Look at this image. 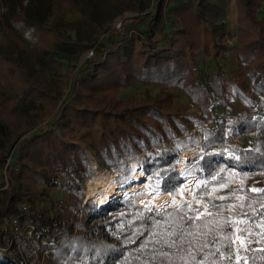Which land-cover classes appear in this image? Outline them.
I'll use <instances>...</instances> for the list:
<instances>
[{"label": "trees", "instance_id": "obj_1", "mask_svg": "<svg viewBox=\"0 0 264 264\" xmlns=\"http://www.w3.org/2000/svg\"><path fill=\"white\" fill-rule=\"evenodd\" d=\"M228 1L161 0L145 29L137 17L124 19L119 31L112 25L118 17L145 11L140 0H0V264H237L235 243L230 251L227 241L222 246L220 229H197L223 219L229 223L222 231L231 228L234 238L225 200L211 205L213 216L189 226L190 216L177 207L149 213L126 193L129 186L105 207L86 198L91 155L120 172V183L136 163L172 194L184 181L176 162L190 147L204 148L194 169L208 179L224 163L240 171L264 168V138L227 147L229 76L221 60L229 44L218 15ZM237 3L235 97L245 109L264 111V0ZM201 50L215 71L199 64ZM87 51L94 54L85 69L61 70L63 54L76 61ZM139 83L160 87L162 96H117ZM166 89L185 91L202 114L176 109ZM251 111L236 116L233 132L264 129V116ZM203 124L205 130L189 134ZM54 191L67 198L54 200ZM259 195L243 215L247 264H264V192ZM160 229L178 246L159 247Z\"/></svg>", "mask_w": 264, "mask_h": 264}, {"label": "rangeland", "instance_id": "obj_2", "mask_svg": "<svg viewBox=\"0 0 264 264\" xmlns=\"http://www.w3.org/2000/svg\"><path fill=\"white\" fill-rule=\"evenodd\" d=\"M161 0H140L145 8L142 14H138L133 11H126L122 16L118 17L113 22V27L122 31V22L124 19L131 21L137 17H142V22L140 23V29H145L147 24L152 20L158 11ZM225 14L218 15L219 18L224 20L226 27V40L229 44V49L226 52L225 58L221 60L224 64V70L229 76V111L230 117L228 118V126L226 128V133L228 134V150L235 147H248L256 142L260 138H264V129L261 130V125L255 127L251 133L242 135L238 131L233 132L235 128L236 116L244 110L248 112L251 108L244 107L242 101H239L235 97V86L238 83L237 71L239 70L240 63L238 59V31H239V14H238V3L237 0H229L227 5L224 6ZM264 11V10H263ZM72 15L68 16V19H73ZM133 28V26H132ZM73 33V32H72ZM74 34V33H73ZM104 41L108 40V36H102ZM94 52L87 51L84 52L78 60L69 59L65 54H63L61 70L64 72L67 65H75L76 70L80 71L87 67L91 56ZM199 64L205 68H209L211 71H215V61L207 56L204 50L198 53ZM96 63L90 65L92 71L96 70ZM55 72L51 69H47V75L49 78H55ZM69 91V89H68ZM166 92L173 93L174 107L176 109L185 110L187 113L193 114L195 116H200L202 112L194 104L189 97V95L181 89H166ZM158 96L161 95V88L154 85H147L139 83L137 85H130L121 87L118 92V97L121 99H128L130 97H135L136 99H142L146 96ZM252 112V111H251ZM254 116L262 115L264 116V111L262 109H255L253 112ZM45 124L47 121L44 122ZM202 128L205 130L207 128L206 124L200 125L196 128L190 130L189 134H194L198 129ZM203 133H201V138ZM231 152V151H230ZM205 153L202 145L197 147H190L184 150L179 160L176 162V166L179 170H182L184 181L181 184L178 194H171L174 198L170 200L168 204L164 207H159L158 203L155 201H150L146 198L147 195L152 197H158L163 193L157 187L158 182L152 177L146 175L139 166L134 163L132 166V173L127 181L122 183L119 182L120 172H117L114 168H109L102 165L95 156L91 155L89 157V179L86 183V198L89 187L94 188V196L92 199L98 203L99 206L105 207L110 202L118 200L123 196V187L129 186L131 188L134 184L140 185L139 190L128 191L126 193L133 195V200L137 205L145 206L149 213L159 212L168 207H177L186 213L187 216H195L196 212H203L204 206H208V210L211 212V205L214 202L225 200L227 203V210L231 217V222L233 220L243 219V214L247 211L254 209L260 202L259 190H264V168L250 171H240L236 166L224 163L223 167L219 169L210 179L205 176H201L195 172L196 163L202 158ZM3 171L0 169V184L3 180ZM143 177L140 178V174ZM91 183V185H90ZM115 184V185H114ZM90 185V186H89ZM118 190L115 195L112 194L113 187ZM256 189L257 191H253ZM120 193V194H119ZM220 197H225V199H220ZM52 198L54 200L67 198V196L62 191H54L52 193ZM102 199L106 200L105 205H102ZM109 199V200H108ZM144 199V200H143ZM175 200L177 203L173 204L172 201ZM145 201V202H144ZM199 201L200 203H197ZM191 203L195 211L188 209V204ZM234 206V207H229ZM207 216V214H206ZM204 216V217H206ZM203 217V216H200ZM234 228V239L237 236L242 237V231H237V229H242V223H231ZM155 240L159 247H174L178 246V242L173 236L166 232L165 230H156ZM237 251V264H247V258L245 254V245H241L239 241L235 243ZM125 262V260H124Z\"/></svg>", "mask_w": 264, "mask_h": 264}, {"label": "snow or ice", "instance_id": "obj_3", "mask_svg": "<svg viewBox=\"0 0 264 264\" xmlns=\"http://www.w3.org/2000/svg\"><path fill=\"white\" fill-rule=\"evenodd\" d=\"M253 191H257V190L256 189H253ZM259 191L264 192V190H259ZM220 199H225V197H220ZM172 203L173 204H176L177 202L175 200H173ZM197 203H200V202L197 201ZM213 207H219V206H213ZM229 207H234V206H229ZM188 209L189 210H192V211H195L193 209L191 203L188 204ZM179 210L180 209H179V205H178V211ZM205 214H207L208 216H213V213L208 210V206L207 205L204 206V211L203 212H196V215L195 216L187 217L186 218V223H188L189 226H190L191 224H193L197 220H199L200 216H203ZM243 215L244 216H247L248 214L247 213H244ZM216 216H220V213L218 212L216 214ZM181 220L184 221L185 220V217L182 216L181 217ZM228 223H229V221H227V220L214 218L212 220H206L202 224L197 225V229H199V228H208L209 232L213 231L214 229H220L221 231L217 232V235L219 237V242L223 246V241H227L228 242V248H229V251H230L232 244L236 243V241H239L241 243V245H244V241H245L246 237L237 236L234 239L233 238V235H232V229L231 228L228 229L227 233H224L222 231L223 226L225 224H228ZM231 223H233V224H236V223H245V221L243 219H241L239 221L233 220ZM209 225H213L214 228H209ZM237 231H246V229H237ZM181 235H183V233ZM188 235H193V233H188ZM247 235L250 236V235H252V233L251 232H248ZM204 246L207 247V244H205ZM245 250H247V248H245ZM217 251H219V249H217Z\"/></svg>", "mask_w": 264, "mask_h": 264}, {"label": "bare ground", "instance_id": "obj_4", "mask_svg": "<svg viewBox=\"0 0 264 264\" xmlns=\"http://www.w3.org/2000/svg\"><path fill=\"white\" fill-rule=\"evenodd\" d=\"M143 177V174L141 173L140 174V178ZM91 185V183H90ZM89 185V186H90ZM115 185V184H114ZM140 189V185H138L137 183L134 184L131 188H129L128 191H135V190H139ZM113 193L112 194H116L118 193V190L115 188V186L113 187ZM120 194V193H119ZM94 196V188L93 187H89V192H88V195L87 197L88 198H92ZM147 199H149L150 201H155L156 203H158V206L159 207H164L166 204H168L170 202V200L172 198H174L171 194L169 193H166V194H161L159 195L158 197H152V196H149L147 195L146 196ZM109 200V199H108ZM144 200V199H143ZM145 202V201H144ZM102 205H105L106 203V200L105 199H102L101 201Z\"/></svg>", "mask_w": 264, "mask_h": 264}, {"label": "built area", "instance_id": "obj_5", "mask_svg": "<svg viewBox=\"0 0 264 264\" xmlns=\"http://www.w3.org/2000/svg\"><path fill=\"white\" fill-rule=\"evenodd\" d=\"M204 216H206V214L203 215V217H204ZM33 231H34L33 226H29V229L27 230V234H28L29 236H32V235H33Z\"/></svg>", "mask_w": 264, "mask_h": 264}]
</instances>
